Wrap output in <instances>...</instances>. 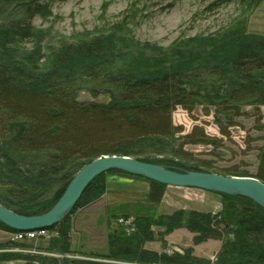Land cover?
<instances>
[{
	"label": "trees",
	"instance_id": "obj_1",
	"mask_svg": "<svg viewBox=\"0 0 264 264\" xmlns=\"http://www.w3.org/2000/svg\"><path fill=\"white\" fill-rule=\"evenodd\" d=\"M259 1L212 3L214 7L231 2L246 6ZM13 4L14 12L9 10ZM51 12L49 0H0V203L13 211L26 215L48 211L73 176L101 155L134 156L175 169L187 168L178 159L182 158L197 162L189 165L192 169L203 171V165L213 169V163L191 158L186 145L219 147L221 140L199 125L184 134V127L172 119L179 106L190 114L203 106L207 115L214 114L224 136L230 134L227 127L238 125L239 116L250 114L245 107L252 106L256 126L264 129L260 112L264 106V35L240 36L226 44L219 57L214 50L206 53L204 41H196L187 52L156 50L152 61L145 58L136 65L140 53L115 42V36L122 41L128 29L118 21L109 34L78 38L59 49L50 63L41 64L40 50L22 49L20 42L37 37L34 18ZM224 37L206 44L221 46ZM83 89L94 97L107 95L109 100L79 101L77 93ZM260 150L255 174L237 167L220 171L264 181V145ZM102 176L91 182L72 212L52 228L60 233L59 250L69 251L72 216L98 196ZM147 180L149 201L160 203L167 185ZM221 196L223 209L218 213L182 210L154 219L152 210L149 216L140 215L142 224L162 226L169 232L186 226L196 233V243L220 239L234 224L236 240L229 251L222 252L219 264H264V207L246 196ZM141 237L111 233L114 254L166 264H198L191 251L170 255L147 250L143 244L152 235ZM86 264L100 263L90 260Z\"/></svg>",
	"mask_w": 264,
	"mask_h": 264
},
{
	"label": "rangeland",
	"instance_id": "obj_2",
	"mask_svg": "<svg viewBox=\"0 0 264 264\" xmlns=\"http://www.w3.org/2000/svg\"><path fill=\"white\" fill-rule=\"evenodd\" d=\"M212 1L214 0H49L51 15L36 16L33 23L37 37L20 42V46L29 51L38 48L42 56L41 64H48L54 54L70 42L82 37L91 38L104 31L109 34L112 32V25L119 21L126 24L128 29L125 30L123 40L117 41L118 37L115 36V42L140 53L136 58V65H141L145 58L152 61L151 54L156 50L167 54L176 50L187 52L192 48L193 42L204 41L202 47L207 49L206 53L214 50L219 57V52L225 49V45L232 44L240 36L264 35V0L254 5L231 2L217 7H214ZM9 10L14 12V4ZM223 35L225 37L220 41L221 46L217 44L212 48L206 44V41ZM77 99L107 102L109 97L104 94L94 97L83 89L77 93ZM245 109L250 114L239 116L236 119L238 125L227 127L229 136L222 134L214 114L211 112L212 114L207 115L201 105L196 106L192 114L180 106L173 112V123L183 126L184 134L199 125L209 135L221 140L219 147L210 144L186 145L191 158L213 163V169L201 166L203 171L219 173L220 170L237 167L238 171L256 173L260 162L259 149L264 145V129L256 126L254 107L248 106ZM260 112L261 123L264 124V106L260 107ZM178 159L187 166L178 169L193 170L189 165L197 164L193 160ZM102 175L97 184L100 189L95 194L98 196L72 216L70 248L69 251L62 248L61 257H54L59 259L54 260L57 264L69 263L70 260L83 264L90 260L100 264H166L116 256L109 234L114 232L123 235L125 232V235H135L139 239L140 235L143 237L149 233L152 235L149 240L160 243L159 250L165 252L175 247L162 240L169 231L152 224L147 227L142 224L140 215L149 216L154 210V219H157L160 215L176 211H218L223 207L220 193L181 186H168L163 201L152 203L146 198V189L150 188L149 180L121 170L108 171ZM103 187L105 190L100 193ZM120 218L124 219L123 223L118 221ZM7 227L0 221V264H52L49 260L58 248L56 242L60 236L50 234L30 240H16L14 232ZM146 227L147 231L144 232ZM176 229L179 228L171 231ZM180 229L188 231L184 226ZM177 235L189 234L180 230ZM223 235L226 236L221 243L227 242L228 245H222L220 254L232 247L228 242L229 233L224 232ZM142 243L140 240L139 244Z\"/></svg>",
	"mask_w": 264,
	"mask_h": 264
},
{
	"label": "water",
	"instance_id": "obj_3",
	"mask_svg": "<svg viewBox=\"0 0 264 264\" xmlns=\"http://www.w3.org/2000/svg\"><path fill=\"white\" fill-rule=\"evenodd\" d=\"M129 172L171 186L196 187L246 196L264 207V182L253 176L224 175L198 170H176L162 164L120 154L101 155L85 164L70 180L65 191L48 211L20 214L0 203V221L19 231L51 228L70 214L86 188L98 176L113 170ZM233 227V225H231ZM235 235H229V243Z\"/></svg>",
	"mask_w": 264,
	"mask_h": 264
},
{
	"label": "crops",
	"instance_id": "obj_4",
	"mask_svg": "<svg viewBox=\"0 0 264 264\" xmlns=\"http://www.w3.org/2000/svg\"><path fill=\"white\" fill-rule=\"evenodd\" d=\"M148 192V189H146V193ZM147 198V194H146ZM183 229L176 230L172 232L171 234L166 235L165 239L168 241V245H174L178 248V250L183 251L186 248H191L193 251V254L199 258L202 259H209V257L215 252L219 251L222 247V241L217 239H209L205 242H202L200 244H195L193 242L194 235H177V233ZM186 232V231H185ZM160 242V241H159ZM160 243L157 242H146L145 248L152 249V250H159Z\"/></svg>",
	"mask_w": 264,
	"mask_h": 264
},
{
	"label": "built area",
	"instance_id": "obj_5",
	"mask_svg": "<svg viewBox=\"0 0 264 264\" xmlns=\"http://www.w3.org/2000/svg\"><path fill=\"white\" fill-rule=\"evenodd\" d=\"M49 231L48 230H39V231H34V232H25V233H19L15 235V238L18 240H25V239H33L39 236H48Z\"/></svg>",
	"mask_w": 264,
	"mask_h": 264
},
{
	"label": "bare ground",
	"instance_id": "obj_6",
	"mask_svg": "<svg viewBox=\"0 0 264 264\" xmlns=\"http://www.w3.org/2000/svg\"><path fill=\"white\" fill-rule=\"evenodd\" d=\"M205 130V129H204ZM206 132V131H205ZM207 133V132H206ZM208 134V133H207ZM209 135V134H208Z\"/></svg>",
	"mask_w": 264,
	"mask_h": 264
}]
</instances>
